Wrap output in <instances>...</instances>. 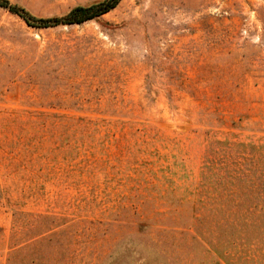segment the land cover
Returning <instances> with one entry per match:
<instances>
[{"label":"rangeland","instance_id":"374dc122","mask_svg":"<svg viewBox=\"0 0 264 264\" xmlns=\"http://www.w3.org/2000/svg\"><path fill=\"white\" fill-rule=\"evenodd\" d=\"M261 180L264 0L0 6V264H264Z\"/></svg>","mask_w":264,"mask_h":264},{"label":"trees","instance_id":"16d2710c","mask_svg":"<svg viewBox=\"0 0 264 264\" xmlns=\"http://www.w3.org/2000/svg\"><path fill=\"white\" fill-rule=\"evenodd\" d=\"M120 0H101L94 3H90L88 5H75L71 9H69L65 14L61 16H54L48 18H38L30 13H28L24 8L9 3L7 0H0V6L6 8L11 13L16 14L20 18H22L28 25H34L39 27L53 26L58 24H80L86 22L90 19L98 17L112 8H114ZM262 189L264 190V181L261 180ZM264 195L259 194L255 199L256 202H250V205L243 210H237L236 212H232L229 214H224L222 218H218L216 216L219 215L218 210L221 207V204H217L214 200L210 206L209 215L217 220L215 224H211L210 228L212 231V235H215L218 229L221 228H232L239 226H244L245 228H249L260 238H264ZM260 199V202L258 201ZM198 202L203 204L202 200L198 199ZM263 203V204H262ZM193 221L201 222L203 221V217H196ZM194 223V224H195ZM193 224V230H199V227ZM243 227V228H244ZM210 231V230H209ZM210 231V235H211ZM194 234V238L202 241L203 234Z\"/></svg>","mask_w":264,"mask_h":264}]
</instances>
